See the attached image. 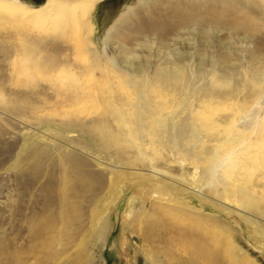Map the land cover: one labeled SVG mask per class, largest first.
Listing matches in <instances>:
<instances>
[{"label": "rangeland", "instance_id": "obj_1", "mask_svg": "<svg viewBox=\"0 0 264 264\" xmlns=\"http://www.w3.org/2000/svg\"><path fill=\"white\" fill-rule=\"evenodd\" d=\"M22 1L37 6L45 0ZM140 1L100 0L93 12L94 42L108 59L120 43L134 47L152 75L162 63L157 44L148 54L138 40L107 39L120 16ZM16 25L10 15L0 16V264H241V254L227 251L224 234L250 258L247 263L264 264L263 199L255 208L242 207L221 187L217 193L203 185L206 162L164 139L153 143L151 130L152 144L138 149L134 144L141 139L131 141L123 124L108 123V132L121 139L107 143L92 125L102 105L68 111L51 90L45 93L48 84L39 75L31 85L22 77L13 82L7 51L11 40L20 41L8 37ZM220 45L221 65L227 52ZM230 62L239 65L235 55ZM161 91L166 99L176 95ZM245 170L252 183L261 169ZM202 244L209 255L193 252V246L203 251Z\"/></svg>", "mask_w": 264, "mask_h": 264}, {"label": "bare ground", "instance_id": "obj_2", "mask_svg": "<svg viewBox=\"0 0 264 264\" xmlns=\"http://www.w3.org/2000/svg\"><path fill=\"white\" fill-rule=\"evenodd\" d=\"M99 1L45 0L34 6L0 0L2 19L10 15L17 23L8 37L20 40H11L7 51L13 82L22 77L31 85L39 75L48 84L45 93L51 90L68 111L92 102L102 105L92 125L107 143L121 139L108 132V123L123 124L131 141L141 139L144 143L134 144L138 149L152 144L151 130L157 137L153 143L164 139L206 162L203 185L217 188V193L221 187L227 199L242 207H257L264 200V0H141L136 8L131 6L109 29L107 39L138 40L148 54L157 44L162 63L152 75L143 54L126 43H120L112 58L100 55L93 21ZM170 34L172 42L165 39ZM220 43L227 52L220 56L224 65L216 56ZM232 55L239 65L230 62ZM202 78L207 79L198 85ZM163 89L175 97L166 99ZM252 165L261 170L251 183L245 168ZM222 238L231 256L239 253L241 264H249L250 258L228 234ZM199 247L203 251L192 247L197 256L209 253L207 245Z\"/></svg>", "mask_w": 264, "mask_h": 264}]
</instances>
